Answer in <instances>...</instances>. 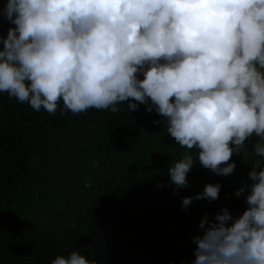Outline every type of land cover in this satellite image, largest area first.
I'll list each match as a JSON object with an SVG mask.
<instances>
[{
	"label": "clouds",
	"instance_id": "obj_1",
	"mask_svg": "<svg viewBox=\"0 0 264 264\" xmlns=\"http://www.w3.org/2000/svg\"><path fill=\"white\" fill-rule=\"evenodd\" d=\"M0 17L12 25L0 36V92L49 114L61 100L62 115L118 113L120 102L155 110L180 147L198 149L170 163L174 193L197 161L232 174L253 134L264 158V0H7ZM248 179L235 193H247L241 215L224 207L202 218L192 264H264V159L251 161ZM221 187L183 197L182 210L217 200ZM82 251L51 264H97Z\"/></svg>",
	"mask_w": 264,
	"mask_h": 264
},
{
	"label": "trees",
	"instance_id": "obj_2",
	"mask_svg": "<svg viewBox=\"0 0 264 264\" xmlns=\"http://www.w3.org/2000/svg\"><path fill=\"white\" fill-rule=\"evenodd\" d=\"M11 26L0 17V36ZM117 106L118 113L89 108L62 115L61 100L49 114L0 92V264H51L76 247L97 264H192V237L202 234L204 215L247 209V193H235L251 183V161L264 159L253 155L259 137L246 141V157L233 154L232 174L216 175L197 161L189 187L174 193L170 163L185 151L196 158L198 149L180 147L155 110ZM217 182V200H194L182 210L183 197Z\"/></svg>",
	"mask_w": 264,
	"mask_h": 264
}]
</instances>
